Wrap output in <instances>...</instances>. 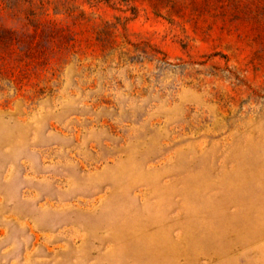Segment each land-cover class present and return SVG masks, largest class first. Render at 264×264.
Masks as SVG:
<instances>
[{"label": "rangeland", "instance_id": "obj_1", "mask_svg": "<svg viewBox=\"0 0 264 264\" xmlns=\"http://www.w3.org/2000/svg\"><path fill=\"white\" fill-rule=\"evenodd\" d=\"M0 264H264V0H0Z\"/></svg>", "mask_w": 264, "mask_h": 264}]
</instances>
